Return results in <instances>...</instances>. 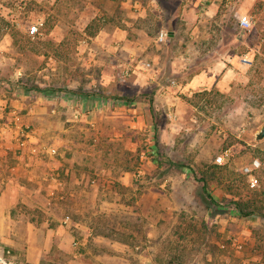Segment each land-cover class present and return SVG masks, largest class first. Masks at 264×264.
I'll return each instance as SVG.
<instances>
[{
  "label": "rangeland",
  "instance_id": "374dc122",
  "mask_svg": "<svg viewBox=\"0 0 264 264\" xmlns=\"http://www.w3.org/2000/svg\"><path fill=\"white\" fill-rule=\"evenodd\" d=\"M207 1L184 0L181 15L182 0H0L2 112L22 96L62 104L59 127L44 119L41 139L75 146L64 157L83 168L81 186L102 194L104 210L92 221L106 227L93 232L104 235L97 250L107 253L109 264H120L116 256L126 264L149 238V224L164 222V209L171 211L172 228L151 240L147 252L160 264H213L221 256L238 261L256 248L243 243L238 249L237 235L219 228L220 217L245 218L234 205L240 197L253 195L264 210V138H257L264 122V55L254 57L249 76L231 89L187 84L199 71L198 58L216 47L264 51V0H218L214 13ZM250 3L252 28L243 31L237 4ZM40 22L32 38L31 27ZM81 100L90 101L88 110L69 117V102ZM228 147L231 159L216 163ZM254 158L262 166L259 185L251 188L242 168ZM205 172L207 189L199 181ZM120 202L128 210H118ZM139 207L160 215H142ZM256 239L264 241V231ZM258 251L264 253V243Z\"/></svg>",
  "mask_w": 264,
  "mask_h": 264
},
{
  "label": "crops",
  "instance_id": "0c3cea01",
  "mask_svg": "<svg viewBox=\"0 0 264 264\" xmlns=\"http://www.w3.org/2000/svg\"><path fill=\"white\" fill-rule=\"evenodd\" d=\"M183 1L180 2L176 11L181 15H184ZM206 5L214 13L219 2L218 0H208ZM237 6V15L252 14L251 3L237 4ZM175 33L170 31V37H173ZM197 35L199 36L198 32ZM257 54L264 55L261 46H251L241 50L234 43H229L220 48L216 47L209 55L198 58L199 71L187 85L197 87L199 91L212 88L224 91L225 86L231 89L236 85V79L249 76L246 73ZM45 98L47 100L36 98L33 101L32 98L22 96L11 100L12 106L20 111L19 122L28 128L31 127L30 134H32L29 137L35 142L19 149L16 135L12 132L7 133L0 140V253L3 250H11L20 264H109L107 253L103 252V249L97 250V244L101 245L106 239L103 234L93 232V230L102 231L106 227L99 222L92 221L93 215H96L101 209L104 210L101 204L98 205L102 194L98 192V187L91 186L93 189L89 190L84 185L81 186L80 183L85 178V174L82 172L83 168L77 169L75 157H64L65 153H71V151L75 153L76 147L71 144L64 145L67 143L49 145L58 149V155L63 156L61 159L57 158L58 155L51 157L40 153L41 146H47L41 139L42 132H45L42 125L44 119L52 118L56 124L55 127H59L61 121L59 106L62 104L54 103L52 107L49 97ZM3 101L0 97V108ZM89 102L81 100L77 105L74 102V104L69 102L67 108L70 113L69 117L74 118L77 112H86ZM93 102L90 104V108L95 106ZM0 119L2 121L4 119L12 120L10 114H1V111ZM11 126L14 128L15 124ZM33 145L39 151L36 155L31 152ZM55 176H59L62 186H57ZM122 179L126 183L127 176L124 175ZM52 188H57V192H63L65 200H54L53 204L49 203L48 193ZM117 208L118 210L120 208L128 210L122 202L118 204ZM151 210L142 208L140 212L144 215L143 211L149 214ZM69 212L76 213V219L67 217ZM154 214L160 215L152 210V215ZM170 214L171 211L164 209L162 213L164 222L149 224L152 229L149 231L148 237L151 240H154L160 233H163L164 237L169 233L172 228V224H168ZM83 215L86 216V220ZM220 218L223 225L219 229L224 234L235 233L234 235H237L239 241L256 248L238 261L232 257L221 256L213 264H236L237 262V264H264V253L260 251L254 253L259 245L264 243V241L256 239L257 233L264 231H258L260 226L264 228V218L256 216L243 219L233 217L227 219L226 216ZM74 229L77 232L75 235ZM75 240L78 242L76 246L73 245ZM76 249L78 250L76 251ZM129 255L133 259H141L136 252L134 254L131 252ZM116 259L118 261L121 259L120 264H125L122 262L121 256H116Z\"/></svg>",
  "mask_w": 264,
  "mask_h": 264
},
{
  "label": "built area",
  "instance_id": "2783aa9c",
  "mask_svg": "<svg viewBox=\"0 0 264 264\" xmlns=\"http://www.w3.org/2000/svg\"><path fill=\"white\" fill-rule=\"evenodd\" d=\"M238 19V25L239 27L243 30V31H250L252 28V20L250 18L249 15L247 14H238L237 16ZM42 25V23H38L34 26L31 27L30 30V34L32 36V38H35L39 33V29L40 26ZM167 36V32H165L164 30H162L160 32V37H166ZM170 84L174 85L175 84V80H170ZM1 114L2 113V109L0 108ZM8 114H10V118L12 120H8V119H4V121H2L0 119V140L7 134L12 132L14 135H16V139L17 142L19 144V149L28 146L29 143H33L35 141L30 140L29 135L31 136L30 132H29V128L27 126H25L24 124L20 123V111L13 107L11 108V110L8 112ZM81 115L80 112H77L74 115V118L77 119L79 116ZM15 123H13L14 121ZM19 122V123H17ZM16 123H17V127H16ZM12 124H15V127L12 128ZM264 124V122H263ZM38 145V143H36ZM35 145V144H34ZM33 145V148L31 149V152L36 155L38 154V149L35 148V146ZM43 154H46L48 156L51 157H55L58 155V149L50 147L49 145L45 146H41V152ZM233 155L232 152V148L228 147L226 148L224 151H222L220 154H218L215 158L216 163L218 164H225L227 163L231 157ZM261 161L259 158H254L252 159L249 163H247L243 168L242 171L243 173L247 176V182L249 184V187L251 188H256L259 185V178L257 176L259 170L261 169ZM141 176V172L139 171L137 174V177ZM56 179V183L57 186L60 187L62 186V181H59V176H55ZM96 180H92V183H95ZM57 188H52L51 190H49L48 193V202L52 203L54 200H60L63 201L65 200V194L61 191L57 192ZM78 244L77 240H75L73 242V245L76 246ZM151 244V239L148 238L147 240H144L143 242H141L140 244L136 245L135 250L136 253L141 257V259L136 260V259H129L126 261V264H158L156 262V260L147 255L148 252V248L150 247ZM233 244L235 247H237L238 249H241L243 247V243L241 241H239L237 238L233 239ZM0 264H19V262L17 261V259L14 257V255L12 254L11 250L7 249V250H3L0 253Z\"/></svg>",
  "mask_w": 264,
  "mask_h": 264
},
{
  "label": "trees",
  "instance_id": "16d2710c",
  "mask_svg": "<svg viewBox=\"0 0 264 264\" xmlns=\"http://www.w3.org/2000/svg\"><path fill=\"white\" fill-rule=\"evenodd\" d=\"M117 99V98H115ZM151 112L153 115V121L154 124H156V117H155V113L153 108L151 107ZM220 166L218 165H214L211 167L212 170H217L219 169ZM216 173V172H215ZM207 172H205V174H203V176L200 178V182H202L203 184V188L207 189L208 188V177ZM259 202H257V200L254 198L253 195H249L243 198H239L238 200H236L234 202L235 208L237 209V212L240 216L242 217H247V216H262L264 217V210H263V206L261 204H258Z\"/></svg>",
  "mask_w": 264,
  "mask_h": 264
},
{
  "label": "water",
  "instance_id": "95a60500",
  "mask_svg": "<svg viewBox=\"0 0 264 264\" xmlns=\"http://www.w3.org/2000/svg\"><path fill=\"white\" fill-rule=\"evenodd\" d=\"M257 138L258 139L264 138V124L260 127V130L258 131V134H257Z\"/></svg>",
  "mask_w": 264,
  "mask_h": 264
}]
</instances>
